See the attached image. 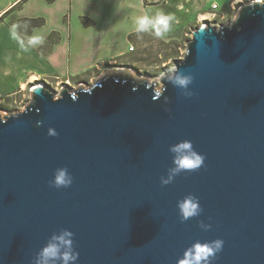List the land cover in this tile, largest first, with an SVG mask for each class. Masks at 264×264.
<instances>
[{"label":"water","instance_id":"1","mask_svg":"<svg viewBox=\"0 0 264 264\" xmlns=\"http://www.w3.org/2000/svg\"><path fill=\"white\" fill-rule=\"evenodd\" d=\"M175 67L194 75L195 95L167 71L157 88L110 70L88 87L37 81L22 111L0 116V264H34L61 228L75 233V264H177L194 241L217 238L212 264H264V7L199 25ZM184 139L205 164L162 185L169 147ZM63 166L73 184L55 188ZM189 193L203 211L181 221Z\"/></svg>","mask_w":264,"mask_h":264},{"label":"crops","instance_id":"2","mask_svg":"<svg viewBox=\"0 0 264 264\" xmlns=\"http://www.w3.org/2000/svg\"><path fill=\"white\" fill-rule=\"evenodd\" d=\"M172 1L0 0V96L40 79L71 82L112 60L123 59L133 52L129 41L135 43L142 35L134 31V18L157 10L172 14ZM181 4L175 6L181 9ZM21 18L44 19L42 25L33 28L45 37L43 45L27 52L20 49L11 37L10 22Z\"/></svg>","mask_w":264,"mask_h":264},{"label":"clouds","instance_id":"3","mask_svg":"<svg viewBox=\"0 0 264 264\" xmlns=\"http://www.w3.org/2000/svg\"><path fill=\"white\" fill-rule=\"evenodd\" d=\"M254 7L260 5L264 7V0H250ZM176 22L174 14L157 10L154 14L144 12L134 18V31L136 33H150L156 38L164 39L173 30ZM19 25L13 24L11 37L16 40L22 51L27 52L45 43V37L33 30L31 35H22L18 31ZM167 80L174 86L182 90V95L191 97L195 92L189 87L194 81V75L185 73L177 67L170 69ZM166 90V89H165ZM159 96V95H157ZM168 98L165 97V100ZM38 121L37 124H42ZM50 136H57L59 133L54 127L49 128ZM173 153V167L168 169L167 176H161V184L168 185L183 172H196L205 164V155L196 150L190 139L181 140L169 147ZM73 176L67 166L58 167L54 172V178L49 181L55 188H68L73 184ZM181 221H187L197 217L203 211L199 198L192 193L187 194L177 203ZM200 227L209 230L212 225L200 221ZM75 233L68 228H61L58 232H53L47 243L38 251L34 257V264H75L79 258L76 250ZM224 241L221 238L210 241L196 240L192 243L178 259L177 264H212L217 258V254L222 251Z\"/></svg>","mask_w":264,"mask_h":264},{"label":"rangeland","instance_id":"4","mask_svg":"<svg viewBox=\"0 0 264 264\" xmlns=\"http://www.w3.org/2000/svg\"><path fill=\"white\" fill-rule=\"evenodd\" d=\"M182 1L186 3L188 9L182 10L175 6L177 2L181 4ZM214 1L221 4L219 12L224 16H217L216 25H214L219 27L228 24L227 21L230 23L232 19L235 20L234 16H237L236 13L241 7L238 5L242 2L243 4L248 3L250 0H173L172 14L176 17V22L173 24V30L164 39L156 38L150 33H142L139 39L135 40L133 52L128 53L123 59L103 64L100 69H95L87 75L72 79L71 85L79 87L82 84L88 87L105 75L107 71L128 69L133 74L146 75L156 83L157 88H161V76L165 71L169 73L170 69L183 59L193 30L203 23L202 18H205L202 16L203 14L209 15L210 11L206 5ZM65 18H69V15L67 14ZM130 42L133 43L132 40L129 41V44ZM46 83L53 91H60L64 84V82H56V84L55 82L48 83V81ZM34 84L35 82H31L27 84V88L19 89L10 95L0 96V116L22 111L32 98L31 89Z\"/></svg>","mask_w":264,"mask_h":264},{"label":"built area","instance_id":"5","mask_svg":"<svg viewBox=\"0 0 264 264\" xmlns=\"http://www.w3.org/2000/svg\"><path fill=\"white\" fill-rule=\"evenodd\" d=\"M186 1H188V0H186ZM147 2H149V3H152V4H169L170 3V0H147ZM206 6H208V9H209V15L208 16H206V14H203L202 16L203 17H205V18H202V20H203V23L205 22V21H209L210 23H212V24H215L216 25V19H217V16L219 15V16H223V15H221L220 14V10H221V4H219L218 2H209V4L208 5H206ZM234 7V6H233ZM180 8L181 9H188V7L186 8V3H183V4H181L180 5ZM240 9V8H239ZM239 11V10H238ZM238 13V12H237ZM237 13H236V15H237ZM201 14V13H200ZM224 17V16H223ZM234 17H236V16H234ZM233 19L230 21V23H229V21H227V23L228 24H231V23H233ZM129 49L131 50V51H133V50H135V46H134V42L132 43V42H130V46H129ZM44 80V79H43ZM46 80V79H45ZM65 82H67V83H69V84H71V82H70V80L69 79H67V80H65ZM64 82V83H65ZM33 88V87H32Z\"/></svg>","mask_w":264,"mask_h":264},{"label":"trees","instance_id":"6","mask_svg":"<svg viewBox=\"0 0 264 264\" xmlns=\"http://www.w3.org/2000/svg\"><path fill=\"white\" fill-rule=\"evenodd\" d=\"M145 4H152L147 2V0H144ZM44 23V19L43 18H21L18 21H11L10 24H17L19 25L18 31L22 34V35H30L31 31L33 30V28H35L36 26H40Z\"/></svg>","mask_w":264,"mask_h":264},{"label":"bare ground","instance_id":"7","mask_svg":"<svg viewBox=\"0 0 264 264\" xmlns=\"http://www.w3.org/2000/svg\"><path fill=\"white\" fill-rule=\"evenodd\" d=\"M126 69H127V68H126ZM127 71H130V70L127 69ZM131 73L133 74V72H131ZM33 77H34V76H33ZM151 81H152V80H151ZM27 86H28L27 83H23V87H24V88H27Z\"/></svg>","mask_w":264,"mask_h":264},{"label":"flooded vegetation","instance_id":"8","mask_svg":"<svg viewBox=\"0 0 264 264\" xmlns=\"http://www.w3.org/2000/svg\"><path fill=\"white\" fill-rule=\"evenodd\" d=\"M243 4V2L241 4H239L238 6H241ZM236 7V5H234ZM36 83V81H34Z\"/></svg>","mask_w":264,"mask_h":264}]
</instances>
